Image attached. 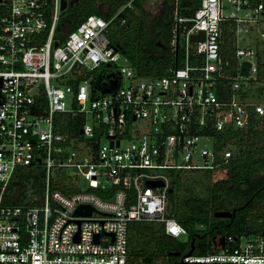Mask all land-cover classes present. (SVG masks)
I'll list each match as a JSON object with an SVG mask.
<instances>
[{
	"label": "built area",
	"instance_id": "2783aa9c",
	"mask_svg": "<svg viewBox=\"0 0 264 264\" xmlns=\"http://www.w3.org/2000/svg\"><path fill=\"white\" fill-rule=\"evenodd\" d=\"M184 1L197 2L191 15L181 12L192 10ZM61 2L0 0V264H127L132 221L187 235L168 215L171 173L225 168L234 146L224 135L264 117V104L249 100L264 0H172L170 46L182 64L145 78L111 45L101 16H87L59 43L70 6ZM200 32L203 40H191ZM107 64L121 73V88L92 100L91 80ZM25 169L43 173L39 204L6 203ZM81 205L93 212L75 215ZM263 230L224 237L223 246L218 236L211 252L174 263L264 264Z\"/></svg>",
	"mask_w": 264,
	"mask_h": 264
},
{
	"label": "trees",
	"instance_id": "16d2710c",
	"mask_svg": "<svg viewBox=\"0 0 264 264\" xmlns=\"http://www.w3.org/2000/svg\"><path fill=\"white\" fill-rule=\"evenodd\" d=\"M145 1L103 0L101 6L95 0H75L67 13L63 12L55 39L59 43L64 41L68 33L89 15L101 16L110 21L106 35L111 45L127 58L137 77L163 76L170 68L182 64L179 50L173 51L170 46L171 34L169 38L167 36L166 44L162 41L163 32L171 29L172 0H162L158 14L149 22L145 19L148 14L143 7ZM128 3L130 7H127ZM182 5L192 9H182L183 15H191L197 2L184 1ZM257 80L264 81V65L260 63ZM258 91L261 93L264 89ZM251 122L247 130L224 135L225 140H231L235 152L225 168L214 172L215 181L211 185L209 171L202 181L201 177H198L199 181H191L187 176L191 173L184 171L171 173L168 215L185 228L186 240L168 236L160 223L132 221L128 226L127 264H171L189 252L192 255L211 252L214 238L218 236L251 237L262 232L264 117ZM42 179L41 171H19L8 188L6 203L19 206L39 204V199L35 198L42 194ZM199 183H206V187L196 193L192 186ZM218 211L230 212L231 217L217 218L214 215Z\"/></svg>",
	"mask_w": 264,
	"mask_h": 264
},
{
	"label": "water",
	"instance_id": "95a60500",
	"mask_svg": "<svg viewBox=\"0 0 264 264\" xmlns=\"http://www.w3.org/2000/svg\"><path fill=\"white\" fill-rule=\"evenodd\" d=\"M74 1H70L67 3L66 0H62L61 2V9L65 10L67 8V5H71ZM204 39V32H200L198 35H194L191 37V40H203ZM54 46H58V42L54 43ZM250 68V64L248 62H244L242 66V72L241 74L244 76L248 75V70ZM122 85V75L118 70H115L110 67V64L106 65V68L100 69L95 73L91 80V92H92V100H97L101 97L105 96H112L118 93L119 89ZM148 186L156 187V186H162L163 182L161 181H148L146 183ZM169 193H172V189H169ZM93 212V208L86 205H81L75 210V215L77 216H89ZM217 218H229L231 217L230 212H224V211H218L214 215ZM264 234V230H263ZM99 236H96V241ZM216 238H214L215 241ZM224 236H221L220 238V244L224 245ZM191 252H189L184 257L190 255ZM181 263H187L182 262ZM179 263V264H181ZM190 263H220V264H236V262H190ZM176 264V263H172Z\"/></svg>",
	"mask_w": 264,
	"mask_h": 264
},
{
	"label": "rangeland",
	"instance_id": "374dc122",
	"mask_svg": "<svg viewBox=\"0 0 264 264\" xmlns=\"http://www.w3.org/2000/svg\"><path fill=\"white\" fill-rule=\"evenodd\" d=\"M160 2L161 0H147L145 1V3L143 4V7L145 9V12L148 13L145 17L146 21L149 22L153 19V17H155L158 12H159V6H160ZM99 4L102 6V3L99 2ZM67 13V11H65ZM65 13V14H66ZM64 14V17H65ZM62 17V16H61ZM63 17V18H64ZM170 35V29H167L166 32H163L162 35V41L163 43H167V36L169 38ZM171 36V35H170ZM241 38H247L246 34L242 33L241 34ZM253 43V40L251 41ZM250 43V44H252ZM247 41L246 40H241L240 42H238V47H246ZM256 50L258 51V55H257V63L259 64H263L264 65V45L262 44H256ZM124 85H128V81L125 80L124 81ZM264 89V81H258L253 84L251 91L249 92V100L251 101H256V102H260L264 104V92H259L258 89ZM235 152V149H234ZM184 173H191L188 174L187 176L189 177V179L191 181H199L198 177H201L200 180H204L203 178L206 176V171H184ZM211 182H209V184L211 185L215 180L214 177L216 175V173H211ZM183 179L185 180V176L183 177ZM207 183V182H206ZM206 183H199L198 186L193 185L192 186V190H194L196 193H200L204 187H206L204 184ZM191 188V187H190ZM184 191H182L181 193H179V196L182 195ZM179 240H186L185 236H182L179 238Z\"/></svg>",
	"mask_w": 264,
	"mask_h": 264
},
{
	"label": "flooded vegetation",
	"instance_id": "af4514ba",
	"mask_svg": "<svg viewBox=\"0 0 264 264\" xmlns=\"http://www.w3.org/2000/svg\"><path fill=\"white\" fill-rule=\"evenodd\" d=\"M104 68H106V67H104ZM104 68H102V69H104Z\"/></svg>",
	"mask_w": 264,
	"mask_h": 264
}]
</instances>
